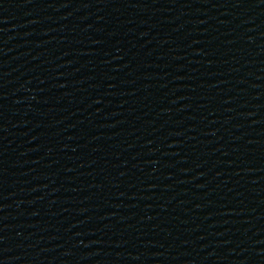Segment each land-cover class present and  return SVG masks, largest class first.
<instances>
[{
  "label": "water",
  "instance_id": "obj_1",
  "mask_svg": "<svg viewBox=\"0 0 264 264\" xmlns=\"http://www.w3.org/2000/svg\"><path fill=\"white\" fill-rule=\"evenodd\" d=\"M0 264H264V0H0Z\"/></svg>",
  "mask_w": 264,
  "mask_h": 264
}]
</instances>
